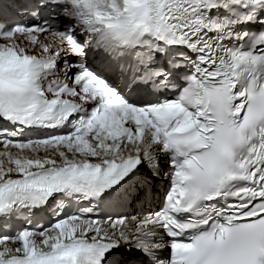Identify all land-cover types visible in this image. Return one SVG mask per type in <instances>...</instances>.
<instances>
[{
    "label": "snow or ice",
    "instance_id": "6c2138e0",
    "mask_svg": "<svg viewBox=\"0 0 264 264\" xmlns=\"http://www.w3.org/2000/svg\"><path fill=\"white\" fill-rule=\"evenodd\" d=\"M0 264H264V0H0Z\"/></svg>",
    "mask_w": 264,
    "mask_h": 264
}]
</instances>
